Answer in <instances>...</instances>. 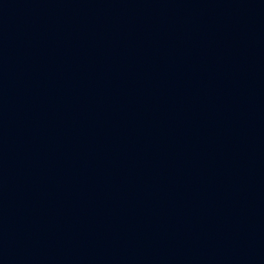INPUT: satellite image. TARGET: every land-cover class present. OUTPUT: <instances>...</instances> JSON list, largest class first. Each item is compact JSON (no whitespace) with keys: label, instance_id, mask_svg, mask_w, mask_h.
Instances as JSON below:
<instances>
[{"label":"water","instance_id":"1","mask_svg":"<svg viewBox=\"0 0 264 264\" xmlns=\"http://www.w3.org/2000/svg\"><path fill=\"white\" fill-rule=\"evenodd\" d=\"M0 264H264V0H0Z\"/></svg>","mask_w":264,"mask_h":264}]
</instances>
